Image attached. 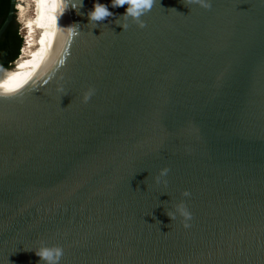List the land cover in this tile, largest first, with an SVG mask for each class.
Wrapping results in <instances>:
<instances>
[{
  "label": "water",
  "instance_id": "1",
  "mask_svg": "<svg viewBox=\"0 0 264 264\" xmlns=\"http://www.w3.org/2000/svg\"><path fill=\"white\" fill-rule=\"evenodd\" d=\"M94 2L41 90L9 102L47 35L17 94L0 65V264H264V0H155L143 28L127 5L89 23Z\"/></svg>",
  "mask_w": 264,
  "mask_h": 264
},
{
  "label": "bare ground",
  "instance_id": "2",
  "mask_svg": "<svg viewBox=\"0 0 264 264\" xmlns=\"http://www.w3.org/2000/svg\"><path fill=\"white\" fill-rule=\"evenodd\" d=\"M16 5L17 15L25 27L26 42L13 67L4 72L16 77L9 86L10 94H17L24 83L33 76L41 60L46 35L47 52L40 76L14 101L9 100L11 103L20 102L38 92L52 80L59 57L67 12L57 24L54 14L50 11L52 0H17ZM32 6L37 11V16L35 15L34 18L29 15Z\"/></svg>",
  "mask_w": 264,
  "mask_h": 264
},
{
  "label": "clouds",
  "instance_id": "3",
  "mask_svg": "<svg viewBox=\"0 0 264 264\" xmlns=\"http://www.w3.org/2000/svg\"><path fill=\"white\" fill-rule=\"evenodd\" d=\"M191 3L196 4L204 9H209L211 7V0H190ZM155 0H110V4L101 3L100 0H95L92 5L91 10L87 12L89 23L98 24V22H103L107 18L114 16V13L109 10V8H118L127 5L125 8L124 14H122L119 18H123L124 21H128L131 19L138 23V26L143 28L145 26L143 20L141 19L142 16L147 14L150 10H152ZM79 7L80 9L83 7V0H52V6L50 11L54 14L56 18V23L69 8L75 10ZM115 23L122 27L123 31L127 29L128 24L125 23H118L117 20ZM76 24L72 26H68L65 28H74ZM0 87H7V86H0ZM6 94L5 92H0V95ZM95 94V89H88L82 97V102L87 103L92 96ZM169 169L163 168L160 170L159 177L163 178L168 175ZM184 197H189L190 193L185 191L182 193ZM167 215L171 218V220L175 219L177 215L182 218L183 226L185 228H189L190 221L192 219V214L188 210L186 204L183 200H181L176 206L175 211L169 213L167 211ZM64 254V250L60 246H46L42 244V246L35 251V255L40 258V264H60L61 258Z\"/></svg>",
  "mask_w": 264,
  "mask_h": 264
},
{
  "label": "trees",
  "instance_id": "4",
  "mask_svg": "<svg viewBox=\"0 0 264 264\" xmlns=\"http://www.w3.org/2000/svg\"><path fill=\"white\" fill-rule=\"evenodd\" d=\"M10 6L11 0H0V29L9 15ZM23 43V37L19 33L14 19L0 40V65L5 69H10L11 64L20 57Z\"/></svg>",
  "mask_w": 264,
  "mask_h": 264
},
{
  "label": "rangeland",
  "instance_id": "5",
  "mask_svg": "<svg viewBox=\"0 0 264 264\" xmlns=\"http://www.w3.org/2000/svg\"><path fill=\"white\" fill-rule=\"evenodd\" d=\"M35 8H33V6L31 7V10H30V17L31 18H34L35 17V15L37 14V11L36 10H34ZM37 9V8H36ZM37 16V15H36ZM15 20H16V25H17V27H18V30H19V33L21 34V36L23 37V40H24V43L26 42V34H25V27H24V24H23V22L20 20V18H19V16L18 15H16L15 16ZM23 25V26H22ZM21 27H22V29H21ZM24 43H23V47H24ZM22 47V48H23ZM22 51V50H21Z\"/></svg>",
  "mask_w": 264,
  "mask_h": 264
}]
</instances>
